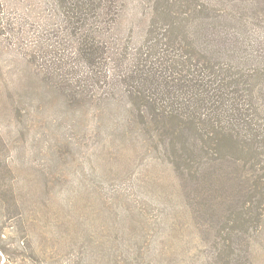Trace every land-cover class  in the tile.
Returning <instances> with one entry per match:
<instances>
[{"label":"rangeland","instance_id":"obj_1","mask_svg":"<svg viewBox=\"0 0 264 264\" xmlns=\"http://www.w3.org/2000/svg\"><path fill=\"white\" fill-rule=\"evenodd\" d=\"M254 8L235 3L247 20L238 31L249 51L264 52V20L243 14ZM17 11L28 19L25 6ZM128 19L117 32L134 47L144 21L138 11ZM12 47L0 38V264H235L226 243L236 261L264 264V188L249 189L264 173V146L253 172L241 149L210 167L228 196L221 190L207 212L186 200L192 187L177 181L169 149L125 130L122 113L97 116L104 105L67 108L38 89ZM261 205L260 222L225 221L228 209Z\"/></svg>","mask_w":264,"mask_h":264},{"label":"trees","instance_id":"obj_2","mask_svg":"<svg viewBox=\"0 0 264 264\" xmlns=\"http://www.w3.org/2000/svg\"><path fill=\"white\" fill-rule=\"evenodd\" d=\"M237 1L255 6L244 15L264 20V0H0V38L38 89L72 110L104 105L97 116L122 113L125 130L146 134L157 151L169 149L177 181L192 187L186 200L214 212L220 191L228 193L210 167L241 149L253 172L264 146V52L249 51L238 31L247 20L235 15ZM22 6L28 21L17 11ZM135 11L144 26L133 47L134 38L117 31ZM25 26L33 28L27 39ZM256 177L249 189L260 192L264 173ZM243 209H228L225 221L262 220V205ZM224 247L226 262L245 264L230 243Z\"/></svg>","mask_w":264,"mask_h":264}]
</instances>
